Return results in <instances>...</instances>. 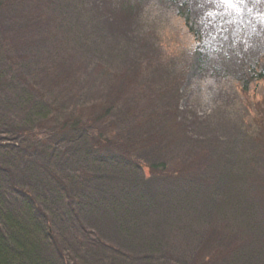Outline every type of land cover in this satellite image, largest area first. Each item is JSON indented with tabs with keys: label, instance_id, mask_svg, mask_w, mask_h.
<instances>
[{
	"label": "trees",
	"instance_id": "1",
	"mask_svg": "<svg viewBox=\"0 0 264 264\" xmlns=\"http://www.w3.org/2000/svg\"><path fill=\"white\" fill-rule=\"evenodd\" d=\"M138 1L0 0V264H264L261 28L173 0L204 79L234 82L200 116Z\"/></svg>",
	"mask_w": 264,
	"mask_h": 264
},
{
	"label": "rangeland",
	"instance_id": "2",
	"mask_svg": "<svg viewBox=\"0 0 264 264\" xmlns=\"http://www.w3.org/2000/svg\"><path fill=\"white\" fill-rule=\"evenodd\" d=\"M112 2L102 4L105 15L107 13L108 19L119 18L114 11L108 13V9L111 7ZM138 7L135 8L134 13L128 18L127 22L131 23L134 19L143 24L146 33L149 29L156 32L158 38L155 42L164 51L169 52L171 55L179 57V61L187 65V85L189 86L186 90V97L182 101L183 108L189 104H192L200 115L207 114L214 106V100L218 99L219 96L229 95L231 87L234 85L233 80L226 78L225 80H216L214 82L205 80L201 74L198 64L197 56H195L194 49L195 45L191 34L184 25V21L178 16V7L173 0H148L147 2L138 1ZM225 7L220 8L221 15L223 18H231L227 23L224 22L223 18L217 23L227 28V34H229L226 40L233 41L234 36L241 34L249 35L248 32L254 31L257 23L264 27V0H227L224 3ZM124 16V15H123ZM125 17V16H124ZM93 20L97 27L106 29L103 25L104 21L100 19ZM193 27L195 28L197 15L190 14ZM126 19V18H121ZM103 25V26H102ZM108 27V24H107ZM110 28L106 30L109 33ZM258 35L254 34L249 44L251 45H262L264 38V28H261L257 32ZM240 37V36H239ZM149 39H154L150 37ZM154 40L151 41V44ZM264 55V52L263 54ZM236 65L232 68L233 73L240 71L239 61L234 62ZM211 65H208V68ZM208 84V86H202V82ZM229 84V85H228ZM223 91L226 94L223 95ZM250 94L257 97V100H264V81L253 84L250 88ZM225 102L229 103L228 97L225 98Z\"/></svg>",
	"mask_w": 264,
	"mask_h": 264
},
{
	"label": "snow or ice",
	"instance_id": "3",
	"mask_svg": "<svg viewBox=\"0 0 264 264\" xmlns=\"http://www.w3.org/2000/svg\"><path fill=\"white\" fill-rule=\"evenodd\" d=\"M226 2H227V0H226Z\"/></svg>",
	"mask_w": 264,
	"mask_h": 264
}]
</instances>
